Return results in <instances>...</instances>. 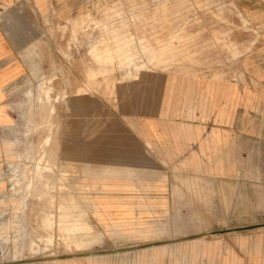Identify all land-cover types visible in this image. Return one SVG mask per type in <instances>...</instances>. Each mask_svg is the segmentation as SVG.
Returning a JSON list of instances; mask_svg holds the SVG:
<instances>
[{"label":"rangeland","instance_id":"rangeland-1","mask_svg":"<svg viewBox=\"0 0 264 264\" xmlns=\"http://www.w3.org/2000/svg\"><path fill=\"white\" fill-rule=\"evenodd\" d=\"M260 1L0 0V264H264V96L235 167L193 166L236 176L162 160L132 117L164 74L264 90Z\"/></svg>","mask_w":264,"mask_h":264},{"label":"crops","instance_id":"crops-1","mask_svg":"<svg viewBox=\"0 0 264 264\" xmlns=\"http://www.w3.org/2000/svg\"><path fill=\"white\" fill-rule=\"evenodd\" d=\"M263 3L260 1V5L244 9L249 18L260 25L264 23ZM1 42L0 60L11 55L10 46ZM247 44L244 42L248 49L254 45ZM258 48L264 49V40ZM261 57L259 64L264 67V52ZM18 69V66L6 67L0 71V80L12 79ZM261 73H264V68ZM254 78L264 80V77ZM159 79L161 84H147L145 104L139 106L136 112L132 110V117L144 134V142L154 146L159 158L176 163L179 169L188 167L183 165V161H205L209 155H217L214 159L230 160L235 167L234 161L238 160L236 153L244 152V142L250 140V129L256 127L251 120L255 98L264 96V90L253 89L250 84L238 86L233 80L216 76L164 74ZM247 145L250 146V143L247 142ZM189 167L194 168L195 176L237 175L236 172L211 175ZM120 214L128 222V216L133 213Z\"/></svg>","mask_w":264,"mask_h":264},{"label":"bare ground","instance_id":"bare-ground-1","mask_svg":"<svg viewBox=\"0 0 264 264\" xmlns=\"http://www.w3.org/2000/svg\"><path fill=\"white\" fill-rule=\"evenodd\" d=\"M173 53H176L175 52V50L174 51H172ZM178 55H180V54H178ZM101 69H102V67H101V65H98V67H97V69H95L94 70V74H97V73H101ZM3 70V69H2ZM4 71V70H3ZM6 72V71H5ZM86 73V72H85ZM7 74H9V73H7ZM4 78V77H3ZM6 78V77H5ZM80 84V83H79ZM78 84V85H79ZM89 101L90 100H88V99H86V98H83V97H79V102L84 106L85 105V103L86 104H90L89 103ZM92 101V100H91ZM93 102V101H92ZM188 114V113H187ZM192 118V117H191ZM71 139V138H70ZM73 139V138H72ZM77 144V143H76ZM102 144L101 143H99V142H96L95 143V145H92L91 147L90 146H86V147H84V145H82L81 143H78L77 144V151L78 152H81V153H89V149L90 148H98L99 146H101ZM123 150V149H122ZM123 152H125L124 150H123ZM125 155V157H127V155L129 154V153H124ZM184 157V156H183ZM182 157V158H183ZM219 158V157H218ZM185 160V159H184ZM87 164V163H86ZM85 164V165H86ZM185 164L186 165H189V166H197V167H203V165H201L200 163H199V161H194V160H187V161H185ZM88 165V164H87ZM87 169V168H86ZM85 169V170H86ZM93 171V168H90V173ZM257 175H259V174H257Z\"/></svg>","mask_w":264,"mask_h":264}]
</instances>
